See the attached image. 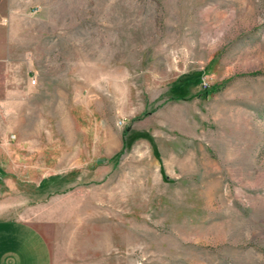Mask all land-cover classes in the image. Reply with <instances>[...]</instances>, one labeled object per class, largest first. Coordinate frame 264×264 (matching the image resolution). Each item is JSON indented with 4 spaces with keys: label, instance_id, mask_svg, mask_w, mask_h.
<instances>
[{
    "label": "rangeland",
    "instance_id": "obj_1",
    "mask_svg": "<svg viewBox=\"0 0 264 264\" xmlns=\"http://www.w3.org/2000/svg\"><path fill=\"white\" fill-rule=\"evenodd\" d=\"M0 219L54 264H264V0H0Z\"/></svg>",
    "mask_w": 264,
    "mask_h": 264
},
{
    "label": "crops",
    "instance_id": "obj_2",
    "mask_svg": "<svg viewBox=\"0 0 264 264\" xmlns=\"http://www.w3.org/2000/svg\"><path fill=\"white\" fill-rule=\"evenodd\" d=\"M44 221L0 219V264H54Z\"/></svg>",
    "mask_w": 264,
    "mask_h": 264
}]
</instances>
